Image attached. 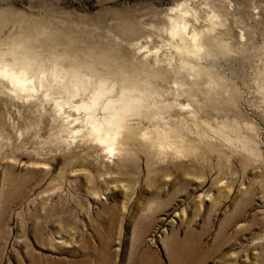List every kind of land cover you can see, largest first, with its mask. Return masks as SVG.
<instances>
[{"label":"rangeland","instance_id":"1","mask_svg":"<svg viewBox=\"0 0 264 264\" xmlns=\"http://www.w3.org/2000/svg\"><path fill=\"white\" fill-rule=\"evenodd\" d=\"M0 264H264V0H0Z\"/></svg>","mask_w":264,"mask_h":264},{"label":"bare ground","instance_id":"2","mask_svg":"<svg viewBox=\"0 0 264 264\" xmlns=\"http://www.w3.org/2000/svg\"><path fill=\"white\" fill-rule=\"evenodd\" d=\"M0 73L8 75L10 78L16 79L20 84H23L24 86L29 81L27 73H25V75H18V73H16L15 70L10 67L0 70Z\"/></svg>","mask_w":264,"mask_h":264}]
</instances>
